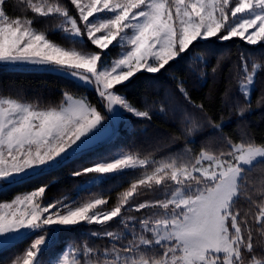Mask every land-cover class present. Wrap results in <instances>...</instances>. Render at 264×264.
<instances>
[{"label":"snow or ice","instance_id":"1","mask_svg":"<svg viewBox=\"0 0 264 264\" xmlns=\"http://www.w3.org/2000/svg\"><path fill=\"white\" fill-rule=\"evenodd\" d=\"M20 2L26 3L32 19L13 17L8 0H0V62L36 66L92 86L98 103L74 99L68 92L63 106L43 110L0 99V191L89 154H94L90 166L71 172L74 178L90 177L86 186L137 166L151 171L131 181L114 205L106 192L84 201L68 196L48 201L50 182L0 204V250L39 232L10 264H41L50 233L70 230L60 226L85 224L101 226L89 235L102 243L71 248L63 264H264V198L250 194L248 187L249 171L264 163V143H232L223 133V118L214 122L206 105L193 100L189 77L178 67L187 64L203 79L199 50L214 55L217 41L234 38L247 45L264 43V0ZM41 18L61 22L43 30L33 27ZM55 31L72 46L53 39L50 33ZM117 46L124 49L119 58L106 60ZM239 61L244 70L239 91L250 104L254 73L261 65L253 60L248 72V55L241 53ZM138 74L151 76L138 95H127L124 86ZM232 91L229 84L221 104L232 112L238 108L243 116L249 109L233 99ZM128 114L171 120L186 143L206 129L226 150L214 151L205 142L198 155L170 162H151L130 151L102 153L119 138L122 126L131 127ZM180 136L169 134V139L175 143ZM190 152L185 149V155ZM146 188L164 195L138 200ZM242 198L247 210L239 205ZM113 224L116 230H109ZM145 252L153 255L145 259Z\"/></svg>","mask_w":264,"mask_h":264},{"label":"trees","instance_id":"2","mask_svg":"<svg viewBox=\"0 0 264 264\" xmlns=\"http://www.w3.org/2000/svg\"><path fill=\"white\" fill-rule=\"evenodd\" d=\"M65 4L69 0H63ZM6 7L9 14L13 17L32 19L33 14L28 9L26 3L20 0H8ZM60 18H41L33 27L43 30L48 27L59 24ZM50 35L57 42L63 43L67 47L72 46V41L66 39L62 32H51ZM218 47L214 55L209 56L206 51L199 50L198 55L203 57V62L198 66L203 68L205 76L201 79L197 72L188 70L187 64L178 66L182 71H186L189 77V86L193 94V100L197 104H205L206 112L209 117L214 118V122L220 123L223 118V133L232 143H243L245 140L251 139L253 143H264V43L257 45H247L239 38L232 41L216 42ZM118 53V49L114 48L108 52V57H114ZM241 53H245L249 57L246 71L252 72L253 60L261 66L254 73L255 84L251 88L250 104L246 103V98L239 91V78L243 75L244 70L240 66L239 57ZM106 56V57H107ZM219 67L217 68V60L220 57ZM195 57H193L194 61ZM192 61H189L191 63ZM206 63V67L204 66ZM217 68L213 73L212 69ZM151 74L133 78L124 86L127 95H138L142 90V85ZM231 84L233 89L232 97L240 102L241 106L247 107L243 116H240L239 109L235 112L229 110L221 104L225 88ZM74 97H86L89 102L94 105L98 103V97L93 87L85 86L74 79L66 78L56 72L38 70L36 66L17 65L9 66L0 63V96L19 100L20 102L32 104L38 109L55 108L61 106L65 102L64 93ZM198 118L199 114H195ZM129 127L122 126L119 138L109 145H106L101 152H110L113 150H121L123 152H132L142 158L147 157L151 162H169L176 158H189L198 155L203 150V145L207 142L212 150H226L219 138L214 134L203 130L188 138L189 142H185V137L180 136L177 125L171 120H166L161 116H152V119L146 120L136 118L135 116H127ZM169 134L180 136V139L173 143L169 139ZM185 149L191 152L185 155ZM94 155V154H91ZM90 154L79 160H73L58 169H53L49 173L39 178L31 179L24 183L15 185L0 191V202L9 200L15 193L31 190L41 185V183H49L48 191L45 195L54 198H75L84 201L93 195H102L107 193V198L111 204H115L120 193L126 189L130 182L134 179V175L141 173L145 168L129 169L125 172L113 175L95 185L86 186L85 180L89 177H72L71 172L79 167L86 166V161ZM248 187L250 194L256 197L264 198V163H257L248 173ZM157 191L152 189H144L138 196V200L153 199L156 197ZM259 199L256 203H259ZM239 205L247 210V204L242 198ZM114 224L110 227L112 228ZM69 228V227H68ZM109 228V229H110ZM64 229V228H62ZM100 225H83L73 226L70 230H64L56 234V239L50 245H45L42 249L43 256L40 259L46 260L52 250L57 249L62 243H84L92 244L94 241L101 242L89 235L92 231H100ZM39 232L32 233L26 238L15 242L14 244L0 250V264H9L15 259L24 248L28 246L33 238ZM260 258L259 256L257 257ZM43 263H46L44 261Z\"/></svg>","mask_w":264,"mask_h":264},{"label":"rangeland","instance_id":"3","mask_svg":"<svg viewBox=\"0 0 264 264\" xmlns=\"http://www.w3.org/2000/svg\"><path fill=\"white\" fill-rule=\"evenodd\" d=\"M117 49H118V53H117V55L116 56H114V57H105V59L106 60H108V61H111V60H114V59H117V58H119V56H120V54L124 51V49H123V46H117ZM1 64H4L3 62H0ZM75 80V79H74ZM77 81V80H76ZM78 82V81H77ZM80 83V82H79ZM82 84V83H81ZM84 85V84H83ZM89 87H92V86H89ZM73 98L74 99H81V98H79V97H74L73 96ZM0 99H12V98H7V97H1L0 96ZM66 100V99H65ZM64 104H62L61 106H63ZM39 110H43V109H39ZM129 115H132V114H129ZM128 116V115H127ZM127 116H126V119H127ZM133 116V115H132ZM120 152H123V151H121V150H113V151H110V152H108V154L109 155H112L113 153H120ZM91 155V154H90ZM92 156L93 155H91L89 158H88V160L89 161H86V163H85V165L86 166H90V164H91V162H92V160H91V158H92ZM140 158H142V157H140ZM143 159V158H142ZM170 162V161H169ZM137 168H145V166H137ZM129 170V169H128ZM126 171V170H125ZM124 171V172H125ZM145 171H151V168L150 169H144L141 173H139V174H137V175H134V179L136 178V177H138V176H140V175H142ZM90 179V177L87 179V180H85V183L84 184H87V181ZM133 179V180H134ZM132 180V181H133ZM31 190H33V189H31ZM31 190H26V191H21V192H19V193H15L14 195H13V197L11 198V199H9V200H6V201H1L0 202V204H2V203H10L11 202V200L12 199H14L17 195H20V194H22V193H25V192H28V191H31ZM125 190V189H124ZM123 190V191H124ZM163 195H164V193L162 192V191H157V195H156V197H154L152 200H154V199H157V198H162L163 197ZM45 199L46 200H48V201H53V200H55V199H57V198H54V197H52V196H47V195H45ZM59 199H62V198H59ZM70 199H72V200H76L75 198H70ZM102 210H105V209H102ZM61 228H68V227H73V226H60ZM109 230H116V225H114L112 228H110ZM40 234H43V233H40ZM56 234L57 233H50V235H49V238L46 240V244L45 245H50V244H52L53 242H54V240L56 239ZM38 235V234H37ZM23 237V236H22ZM21 238V237H20ZM37 237L35 236L34 238H33V240L32 241H34L35 239H36ZM19 239V238H18ZM15 240H17V239H15ZM15 240H13V241H15ZM12 241V242H13ZM82 242V241H81ZM75 243V242H71V243H62L59 247H57V249H54V250H52L51 251V253L49 254V256H48V258L46 259V260H43V259H41V264H63V255H64V253L65 252H67V251H69L71 248H73V247H75V246H78V245H80V244H82V243ZM92 244H96V245H99V244H101V242H96V241H94ZM153 255V253L152 252H145L144 253V258L145 259H147L149 256H152ZM72 259V257L71 256H69V260H71ZM136 259H140V256H137L136 257ZM44 261H46V263H43ZM10 264V263H9Z\"/></svg>","mask_w":264,"mask_h":264},{"label":"water","instance_id":"4","mask_svg":"<svg viewBox=\"0 0 264 264\" xmlns=\"http://www.w3.org/2000/svg\"><path fill=\"white\" fill-rule=\"evenodd\" d=\"M28 181H29V180H28ZM16 185H18V184H16ZM13 186H15V185H13ZM13 186H12V187H13ZM30 235H31V234H30ZM28 236H29V235H27V236H23V237H21V238L15 240V241H13V242H11L8 246H10V245L14 244L15 242L20 241L21 239L26 238V237H28ZM8 246H6V247H8Z\"/></svg>","mask_w":264,"mask_h":264}]
</instances>
